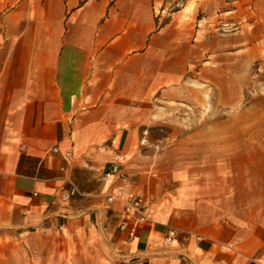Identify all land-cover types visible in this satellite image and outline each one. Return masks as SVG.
<instances>
[{"label": "crops", "instance_id": "obj_1", "mask_svg": "<svg viewBox=\"0 0 264 264\" xmlns=\"http://www.w3.org/2000/svg\"><path fill=\"white\" fill-rule=\"evenodd\" d=\"M163 4L15 0L0 14V258L10 247L28 264H68L69 251L81 264H264V145L228 112L243 98L242 32L181 33ZM251 49L264 76V42ZM213 74L215 127L198 109ZM166 104L204 123L170 147L157 132ZM113 165L126 180L106 177ZM71 183L80 194L65 202ZM117 188L153 217L133 235L131 216L105 206Z\"/></svg>", "mask_w": 264, "mask_h": 264}, {"label": "rangeland", "instance_id": "obj_2", "mask_svg": "<svg viewBox=\"0 0 264 264\" xmlns=\"http://www.w3.org/2000/svg\"><path fill=\"white\" fill-rule=\"evenodd\" d=\"M15 0H0V14L5 12ZM164 22H168L172 15L175 16V22L181 33H189L192 31L194 24L198 30L203 31V26L211 30L213 38H228L232 33L241 31L244 39L245 59L242 66L243 72V98L242 103L237 108L228 109L229 113L243 114L242 126L238 123V128L245 131L259 130L260 144L264 145V76L259 71L258 62H250L253 54L252 43L257 41L264 42V30L259 27L264 23V0H164L162 6ZM191 40V35L189 36ZM214 45V44H213ZM227 74L222 75L224 78ZM220 74H213L212 90L208 89L206 95V105L199 107L202 112L212 113L211 123L215 127L219 119V107L216 101V86L220 81ZM189 89L199 86L197 75L189 74L183 81ZM225 111V110H224ZM195 112L193 106L186 105H165L164 120L159 123L157 132L159 138L163 140V146L170 147L175 142V135L181 131V134L192 132L203 126V122L191 121V115ZM169 113V114H168ZM259 115L260 122L252 121V117ZM236 123L229 122L228 128L235 129ZM175 139V140H174ZM68 264H81L82 258L76 256L75 251H69ZM17 257L14 260L11 257ZM31 254L25 250L14 249L10 247L4 248L2 251V264H28ZM85 261V260H84ZM1 264V263H0Z\"/></svg>", "mask_w": 264, "mask_h": 264}, {"label": "built area", "instance_id": "obj_3", "mask_svg": "<svg viewBox=\"0 0 264 264\" xmlns=\"http://www.w3.org/2000/svg\"><path fill=\"white\" fill-rule=\"evenodd\" d=\"M53 153L57 150L53 149ZM70 154L66 156L69 157ZM107 178L112 177L115 180H126V176L122 172L121 168L117 165H113L111 171L106 175ZM79 191L74 184H70V190L63 194V200L69 201L71 198L79 195ZM106 207H114L122 210L132 218L131 235L142 224H150L152 222V215L149 212V206L144 197L134 194L128 191L126 188H117L107 193L104 197ZM174 239V234H170L167 238V242Z\"/></svg>", "mask_w": 264, "mask_h": 264}]
</instances>
